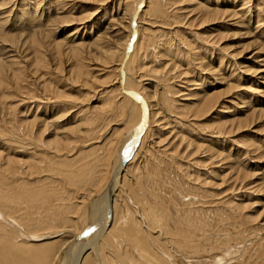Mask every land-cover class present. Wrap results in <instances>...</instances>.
I'll return each mask as SVG.
<instances>
[{"label": "bare ground", "instance_id": "bare-ground-1", "mask_svg": "<svg viewBox=\"0 0 264 264\" xmlns=\"http://www.w3.org/2000/svg\"><path fill=\"white\" fill-rule=\"evenodd\" d=\"M1 1L0 102L2 99L4 100L8 97L6 94L10 91H15L17 92V94H19L21 89L20 83L22 81H25V79L29 77L33 80V85H35V87L37 86L38 90L41 91V94H43L42 96L49 95L50 98L48 97L49 99H46L44 101L45 96L44 99L40 96L41 100L38 99L39 102L37 106H44V112H42L41 117L38 116L39 109L36 110L33 115H30V112H28L29 116L20 121V124L18 126L16 125V132L21 134V137L19 136L21 138L20 143H23L25 147H31L32 150H34V152L36 153L37 151H42V156L37 159L32 158V160L31 157H34L36 154L34 155V153H31L28 159L23 160L18 157L4 156L2 152H0V174L6 175L7 177V183H0V219L11 226V228H9L10 226L3 224L4 222H0V264H249L251 260L248 261L247 259H249L251 255H258L259 251L264 254L263 248L261 249L260 245L258 247L256 246L257 241L255 239L253 241L252 238H248L247 240L245 237L248 236L243 237V232L241 233L240 229L239 231H234L232 233H228L227 235L223 234V238L216 237L218 238V241L216 240L217 242L213 243L211 233L208 234L206 231H209L210 228H212V225L209 224L207 226L204 222L202 226L200 224L201 222L199 221L200 218H198L200 213L203 214L202 208H198L197 210V208L191 209L190 207L189 209L179 210V208L177 209V207L175 206L174 195L178 194L179 188H182V185L178 183V181L176 183L170 181L169 183L167 182L169 186L168 187L167 185H165V182H161L162 179L166 177L165 176L163 178L160 176L163 174H160L161 171H156V177H151L150 173L153 172L152 174L154 175V171L152 169L150 171L147 169L149 167L154 168L155 165H153V161L151 162L150 160H152L151 157L153 156V153H156V149L158 148L157 145L160 144V142H154L153 139L157 135V132H159L160 126L164 125V119L166 118H164L162 115L173 117L172 123H174V121H178L179 123L183 121L185 123L188 118L191 117V120H198L200 117H203L210 111L214 110L216 106L221 103L222 96L218 92L206 93L201 91L202 95H200L196 104L191 106L182 105L178 107L176 103L178 101L170 97L171 94H177V92L170 93V87H167L165 85H163V87L162 84L157 81V79L159 80L160 78L157 77V82H155L154 85L152 84L151 88L146 86L148 84H144L145 81H147V79L149 78L146 77L147 79H145V77L143 76V73L145 72V66L144 62L142 61L145 59L139 60L140 62H138L137 58L133 59V57H131L128 65H124L125 63L123 60L127 56L126 51L131 43V29L135 31L134 34L137 38H140V36L142 38V35H144V29L141 27V24L144 25V21L146 20L147 16L159 19L166 16V10L159 4L161 0H155L154 2H152V0H146V7L142 12H140L141 14L139 17V21L137 23L135 22L136 24L134 27L131 26L134 18V13L136 8L142 3V0H125L122 8L120 9L119 6L117 7V10L114 12V16L112 15L113 17L108 20V23L105 26L101 27V30L94 34L92 38L90 37V39H92V42L89 43L82 41L84 39V36H77L80 33V29L77 28L68 32L66 34V37L61 41L55 39L50 40L52 32L49 29V22L53 23V21L57 20L62 28L84 23L79 19L70 18L65 10H63L64 8L75 9L73 5L70 4H75L78 2L84 3L83 0H52L48 3V7L54 8L53 12L61 10L62 14L67 15L56 17L55 20H48V17H46V23L44 22L45 24L34 23L33 26L32 24L28 23L29 25H27V29L29 30V33L26 34L22 40L20 38L14 37L7 38L8 33H5L3 28L7 24V22L12 19L11 14L7 11H9V8L14 1ZM96 1L98 6H108L113 2V0ZM194 1L195 5L197 6V13L193 16L190 24L199 25L212 22L216 20L217 16L219 17L224 15H227L229 17L236 16L239 18H243V20L246 18L242 7L237 8L234 7V5L231 7L227 6V8H220L215 7L218 4L216 0L215 6H213L210 2L207 3L204 1ZM41 2L44 3L43 0ZM205 3H207V5H205ZM256 4H258V2ZM42 5L39 6L40 9ZM113 8L114 7H112L110 13H113ZM16 14H19V12ZM95 14L96 9L95 12L91 14L89 20H91L93 15ZM42 16L40 17L42 18ZM15 17L17 19L16 22H18L19 16L17 15ZM256 18L257 19L255 21L257 26L254 28L253 34H251L252 37H254L253 44H255L256 46L255 53L252 57H249L246 60L254 61L251 63L257 64V68L254 69L252 73H254L255 75H261V73H263L260 79L264 80V59H261V54L259 55V53H264V29L262 30L259 28L264 25V18H261L259 16V13H257ZM247 24L249 25L250 23H248L247 21ZM141 29L143 30L141 31ZM220 40L221 39H215V41H212V43L210 41L211 46L218 44ZM139 45L140 42H137L134 45V48ZM63 59H65L70 64L72 63V65L69 66L70 68L68 69V72L66 74L69 76V80L73 81V83H81L83 84L82 86L86 87L89 86V84L93 83V77H97L96 74H98L96 72V74L93 76L95 71L94 63H98L103 66H101L103 69L106 68L107 70L108 67L110 68L109 70H111V68H114L115 70V76H112L114 77V81L110 80L108 76L105 82H103L104 87H114L116 85L115 88L119 92V95L122 89L123 93H126L128 90H132L135 94H137L136 92H140L143 94L141 100H138V98L134 99V97H129L127 93V95H117L116 100L114 99L111 101L107 99L108 103L105 105L108 106V109L104 112V115L102 114L101 116H104V118H106V116L111 114L110 112L114 111V105L117 104L116 109H118L117 112H119V116L114 117L120 118L119 120H121L123 123V127L120 131L112 132V130L109 129V125L119 126L120 124L117 123L120 121L118 120V122L116 123L117 120H115V118H113L112 120L107 117L106 119H109L110 124L104 125V127H101L102 129H100V125L93 126L94 122H92V120H88L90 122L82 123L83 127L81 124H77L74 126V129H64L63 134H55L52 138L46 140L45 142L42 140L44 133L53 126V123L67 114L63 113L66 112L63 110L67 108V105L71 106L73 104H76L73 103L75 102V99L72 100L73 97H70V95L67 96L64 91L58 90L55 87H52L45 83L42 84V79L46 76L41 75L42 71H52L53 74L56 75H61L63 73ZM199 61L202 62L203 58ZM188 64L189 63H187L186 65ZM221 64V58H218V67L216 69L209 68V66H207L206 68H202V63L200 65L198 64L196 68L200 69L199 72L201 74L198 72V75L197 72H194V75V69H191V71H189L192 77H195L198 80H186V82H184L186 84L189 83L191 85L198 86L199 84L197 82H199V78H201L200 76L202 75V73L206 72L215 76L222 69ZM242 65V63L236 64L235 61L233 62L231 66L235 67L236 69L233 70V72L228 73V78L230 80L236 77L235 73L237 69L242 70ZM178 68L181 67L178 66L177 63H175L172 65L170 71L174 72V70H179ZM189 68L191 67L188 66L187 69ZM258 68H260V70H258ZM168 69L169 68H167V70ZM187 69L181 71L180 75L186 76V74L188 73ZM103 71H105V69ZM246 71L249 72L250 70ZM165 72L167 73V71ZM156 76H158V74ZM161 77L165 78L166 74H164V76L162 75ZM121 81L125 83V87L121 88ZM152 81L153 79L151 80V82ZM233 90V85L228 84L227 92L230 93ZM178 93H181V91L179 90ZM19 95L22 97L25 94L23 95V93H21ZM135 96L138 97L137 95ZM24 97L26 98L27 102L34 101L33 99H31L34 98L33 96L30 98V96L25 95ZM60 103L65 105L66 108L63 109V107L60 106ZM261 105H263L262 108L249 109L252 110L250 112V115L246 117L247 120L237 118L238 120L236 121L234 120L229 123H221L208 128L210 130L213 129L216 131L214 133L217 134L215 140H222L214 143L215 145H217L216 148L212 147L213 141L211 140L207 141L209 142V145H202L203 142H199L198 140L197 141L200 144H194L191 139H186L185 137H183L182 131H180L181 133L178 131L177 133L173 134V132L175 131L173 130V128V131H168V134H173L172 137H174L175 140L177 139L182 142V144L186 143L188 147L194 148V152L200 151V149H204L206 151H204L205 154L207 152L211 154V159H215L218 162L221 161L222 164L228 165L229 168L226 167V171L232 169L231 172H233L228 175V177L230 176V180L232 179L231 181L233 182V184L241 183L242 185L244 181L246 182V180L250 178V175L246 173L247 171L245 172L247 163H245L244 158L247 157V160L249 155L253 153L251 151L252 148L250 149L252 145L248 146L249 151H247V148L245 153L244 150L242 151L240 148H237L234 151L232 150L233 143L229 138L237 134L239 136V133L241 134V132L251 128L253 122L264 117V103H262ZM142 106L146 108L144 110L147 114L144 122L142 123V127H145V130H143L144 133L142 132L143 135H141L139 144L135 143L134 140H131V142L129 143L130 147L128 145L129 148H127V151L126 149L124 151V145L128 141H130L131 138L127 136V134L130 132V130L135 129V127L140 123ZM171 108H175V110H178L174 113ZM168 111H172L171 115H169L170 113H168ZM51 112L57 115L54 114L55 116L53 115L54 117L52 116V119L48 120L47 116H49V113ZM72 118L68 120V123L73 124V121H77V117H75V120H72ZM78 118L80 119V117ZM98 118L99 116L96 119ZM101 118L104 119L103 117H100V119ZM87 119H89V117ZM77 122L80 123V121ZM183 122L181 124H184ZM175 125L176 124L174 123V127ZM80 127L83 128V131H81L80 129V131L83 133L79 132L78 129ZM94 129L101 131V138H103V142L101 141L100 143L102 145L97 147L98 150L102 151V156L100 158L99 156L96 157L97 160H99V163H97L98 161L96 162L97 166H99V170L96 169V171L92 169L90 165L73 169V165H75V162L73 164V162H71L72 160L68 159L67 152L69 154V151H73L74 149L76 150V144L80 145L88 142L85 147L91 146L92 144H90V140L88 139V141L84 138L89 137L91 131H94ZM68 134L71 137L68 136ZM61 135L64 136L61 137ZM167 138H170V136ZM168 141L170 140L168 139ZM233 141H235V139ZM218 142H220V145L218 144ZM223 143H229L231 145L225 148V146H223ZM136 144L138 145L137 149H134L135 151L131 155V150L136 146ZM174 146L176 147V144ZM90 150L92 151V149ZM161 151L162 154H165V152L167 153V151L165 150ZM63 153L65 154L61 155ZM44 154H51L53 157L51 156L49 158H46L47 156H45ZM184 154H186V150ZM167 155L168 158L171 156H169L168 153ZM262 155L263 153L260 156ZM173 157L171 158L173 159ZM209 157L207 159H209ZM140 158H142L146 162V169L143 171V175H140V177L139 175L136 176L135 174L136 177L134 176V180L132 179L129 184L126 182V179H128L129 176L128 173L130 172L129 169L133 163H136L135 161H137L138 159L141 160ZM232 164L235 165V168H233ZM169 165H171V163ZM59 166L62 168H59ZM217 166L214 165V167ZM240 166L243 169L239 168ZM100 167L102 169H100ZM54 169L55 172H57V175L59 171L60 175L65 179L66 183L77 186L78 190L75 189L76 191H73L71 193H74L76 195H83L84 197L83 201L78 202V204L82 206H79L77 210L75 209L72 212V209L70 207H66L63 203L61 206L59 205L60 209H62L63 211L68 210L66 212L69 213L68 215L70 216H66V214L58 215V213L56 212L54 213L52 209L58 208L54 204L50 205L48 203V200L44 197V195L47 196V191H49L50 197L53 193L52 190L56 191L55 189L46 188V185L50 181H52L53 178L49 179L48 177H46L48 179H45V181H49L46 185L40 186V188H38L37 190L31 189L33 188V185L35 187L36 185L32 183L34 180L30 181V179L37 178L34 183H39L43 181L41 180L42 178H38L39 176H42V174H44L45 172L54 171ZM93 170L96 171V173L98 172L97 175ZM161 170L164 169L161 168ZM175 173L176 170L173 175ZM210 174L214 175L213 172H211ZM167 178L170 179L169 176ZM185 178L182 181L185 184H188L190 182V179L188 178L189 181H187L185 180ZM176 179L177 176L175 177V180ZM171 180L173 181L172 178ZM191 181L199 182V180L196 179ZM192 182L191 185L194 187L195 183L192 184ZM41 183L40 185H42ZM62 185L64 186V182H62ZM126 187L129 188L128 193L131 192V195L129 196L126 195L127 193L123 195L121 194V192L124 193ZM166 187L169 188V191L172 194V197L168 199L161 196L160 194L161 191ZM79 190L82 192L79 193ZM56 192L58 196L56 195L53 197L54 201L55 199L62 200L64 196V198H66L67 200V197L70 198L71 195H74L68 193L67 191L65 192V194H61L58 191ZM191 199L192 198H190L189 200ZM201 203L203 202L201 201ZM43 204H45L46 206L48 205L47 207H49V209L51 210L48 212L47 218L38 216L35 212L37 206L40 207ZM74 206L77 207V203ZM236 207H238V205H232V208ZM82 208H84V211H82L84 216V218L82 217V222L84 224L82 228L76 231H72L67 229V227L65 226H62V228L54 225L57 222L63 224L69 223L75 215L80 217V215L82 214L78 215V212L79 209L82 210ZM138 208L139 211L136 212L135 210H137ZM49 213H51L52 215L50 216ZM134 213L139 214L136 216ZM194 216H196L197 218ZM8 221H11L13 225L10 222L8 223ZM144 223L147 225L143 226ZM86 227H89V231H87V233L82 236L81 233L84 234L83 231ZM64 233L68 236V238L66 237L67 239L65 238L66 240H64L61 244L58 243L59 245L54 244L55 242H45L51 238H58V236H61V234ZM60 241L62 240L60 239ZM225 242H229V244L234 242L236 243L231 244L232 246H228L229 248H226L227 246H223L225 249H221V251H218L220 252L219 254L213 255L211 249H213L214 251L216 250L217 243L218 246L222 247V244ZM247 242L250 243L247 244ZM249 246H253V248H249ZM100 248L106 249V252H99ZM248 249L252 250L253 254L249 253L250 251ZM86 252H91V254H93V261L85 260L86 258H83L82 260V257L84 256V254H86ZM50 255L52 256V258H50Z\"/></svg>", "mask_w": 264, "mask_h": 264}, {"label": "rangeland", "instance_id": "rangeland-1", "mask_svg": "<svg viewBox=\"0 0 264 264\" xmlns=\"http://www.w3.org/2000/svg\"><path fill=\"white\" fill-rule=\"evenodd\" d=\"M13 1L14 2L13 4H11L9 11H7L11 14L12 19L9 20L7 24L5 25L6 27L4 26L3 28L5 33H8L7 38L14 37V38H20L22 40L24 36L29 33V30L27 29V25L29 24L33 25L34 23L43 24L45 22L46 17H48V20L49 19L55 20L56 17H62L68 14L70 18L79 19L81 22H84V23L80 25L76 24L71 27L62 28L60 24L57 22V20L53 21V23L49 22V27H50L49 29L52 32L50 40L55 39V40L61 41L66 37V34L68 32L77 28V29H80V33L77 36H80V37L84 36V39L82 41L89 43V42H92V39H90V37L92 38L94 34H96L99 30H101V27L105 26L108 23V20L114 16L115 14L114 12L117 10V7L119 6L120 9L122 8L125 0H113L112 2L113 4L111 3L108 6H98L96 0H88V1L83 0L84 3L78 2L75 4H70V5H73L75 9L64 8L63 10H65L67 14H62L61 10L53 12L54 8L48 7L49 6L48 3L51 2L52 0H43L44 3L41 2L42 0H39L40 2L38 0H29V1L28 0H13ZM145 1L146 0H142V3L136 8L131 26L134 27L135 24L139 21V17L141 14L140 12H142L143 9L146 7ZM154 1L155 0H152V2ZM196 1L198 2L204 1L207 3L210 2L213 6L216 5L215 0H196ZM216 1L218 2V4L215 7L227 8V6L231 7L234 5H235L234 7H237V8L242 7L246 15L245 16L246 18L243 20V18H239L236 16L229 17L227 15H224V16H219V17L217 16L216 20L212 22L203 23L199 25L190 24L193 16L197 13V6L195 5L194 0L193 1L191 0H161L159 4L160 6H162V8L166 10L167 12L166 16L164 18H160L161 20L159 18L147 16L146 20L144 21V25L141 24V27L144 29L143 31L144 35H142L143 36L142 38L141 36L140 38H137L134 34L135 31L131 29V35H132L131 43L129 47L127 48V51H126L127 56L123 61L125 63L124 65L127 66L131 57H133V59L137 58L138 62H140L139 60L145 59L142 61L144 62V66H145V68L143 66V68L145 69L143 76L145 77V79L149 77L151 80L153 79V81L151 82V80L148 78L149 80L147 79V81H145L144 84H148L146 86L151 88L152 84L154 85L155 82L158 81L160 84H162V86L165 85L167 87H170L171 88L170 93L177 92V94H171L170 97L178 101L176 102L178 107L182 105L191 106V105L196 104L200 95H202L201 91L206 92V93L218 92L220 93V95H222L221 103L218 104L214 110L210 111L208 114L204 115L203 117H200L198 120H194V119L191 120L192 118L191 117V118H188V120L190 119L191 121L187 120L185 123L182 121L185 125L181 124L182 122L179 123L178 121H174V123L176 124L174 127V123H172L173 117L168 116V115L167 116L162 115L164 118H166L164 119L165 126L164 125L160 126L159 132H157V135L153 139L154 142H160V144L157 145L158 150L156 149V153L155 152L153 153V156H152L153 158L151 157L152 160H150L151 162L153 161V165L154 164L155 165H154V168L149 167L147 169L149 171L151 169L154 171V175L152 174L153 172L151 173L149 172L151 177L152 176L156 177V174H157L155 173L156 171L157 172L161 171L160 174L163 173L162 174L163 176L162 175L160 176L163 178L165 176H166L165 178L169 176L170 179L167 178L168 179L167 180L164 178L161 181V182H165L166 183L165 185L167 186H168L167 182L169 183L170 181L175 182V183L178 181V183L182 185V188H179L178 194L175 193L177 195H174L175 206L177 207V209L179 208V210L189 209L190 207L191 209L197 208V210L198 208H202L203 214L200 213L198 218H200L199 221L201 222L200 224L202 226L204 222H205V225L207 226L209 224L212 225V228H210L209 231L208 230L206 231L208 234L211 233V236H212L211 238H212L213 243L218 241V238L216 237L223 238V234L227 235L228 233L239 231L240 229L241 233L243 232L242 233L243 237L248 236V237H245L247 240L248 238L249 239L252 238L253 241L255 239L257 241L256 246L258 247L260 245L261 249L263 248L264 250V157H262L264 156V117L260 120L253 122L251 125L252 127L249 129H246V131L241 132V134L239 133V136L237 134L233 137H230V138L228 137L232 141L233 144L235 143L234 145L232 144V150L234 151L237 148H240L242 151L244 150V153H245L248 146L252 145L250 149L252 148L251 151L253 153L249 155L247 160H246L247 157L244 158L245 163H247L245 172L247 171L246 173L250 175V178L247 179L248 181L247 180L246 182L244 181L242 185L241 183L233 184V182L231 181L232 179L230 180L229 178L230 176L228 177V175L233 172H231L232 169L231 170L229 169L228 171H226L227 168H229L228 165L222 164L221 161L218 162L215 159H211L212 158L211 154L209 152L205 154L206 151L204 149H200V151L194 152V148L188 147L186 143L182 144V142H180L177 139L175 140L174 137H172L174 133H177L178 131L179 132L182 131L183 137H185L186 139H191V141L194 144H200L198 143L199 141V142H203L202 145H206V144L209 145V142L207 141L211 140L213 141L212 147L216 148L217 145H215L214 143H217V141H222V140L221 139L215 140L217 134H214V133L216 131L213 129L210 130L208 128L215 126L217 124L229 123L234 120L236 121L238 120L237 118L245 120L246 117L250 115V112L252 109L262 108L263 105L261 104L264 103V80L260 79L263 73H261V75H255L254 73H252L254 69L257 68V64L251 63L254 61L246 60L247 58L252 57L253 54L255 53L256 46L255 44H253L254 37H252L251 34H253L254 32L253 30L257 26L256 21H255L257 19L256 18L257 13H259V16L261 18H264V0H216ZM234 1H235V4H234ZM257 2L259 5L256 4ZM0 3L2 4L1 0H0ZM207 3H205V5H207ZM41 5L42 7L40 9L39 6ZM112 7H114L113 13H110L112 10ZM95 9H96V14L93 15L91 20H89L91 14L95 12ZM18 12L20 15L16 14ZM17 15L19 16L18 22H16L17 19L15 17ZM40 16H42V18ZM247 21L248 23H250L249 25L247 24ZM263 26L259 28L263 30L264 29ZM143 29H141V31ZM215 39H221V40L218 44L211 46L212 41L214 42ZM137 42L138 43L140 42V45L134 48V45ZM168 49H169V52H168ZM263 54L264 53H259V55L261 56V59L262 58L264 59ZM144 55L146 56V58ZM202 58H203V61L202 62L199 61V60H202ZM218 58H221L222 60V64H221L222 69L219 71L217 75L214 76L206 72L202 73V75L200 76L201 78H199L200 79L199 82H197L199 84L198 86L185 83L186 80L187 81L198 80L195 77H192V75L189 72L191 71V69L192 70L194 69L193 74L194 72L195 73L197 72L198 74L200 70L196 68L198 64L200 65L202 63V68H206L207 66H209V68L216 69L218 67ZM234 61L236 62V64L238 63L243 64L241 66L242 70L237 69L235 73L236 77L230 80L228 78V73L233 72V70L236 69L235 67L231 66ZM171 63L173 64L177 63V65L180 66L181 68H178L179 70H174V72L173 71L171 72L170 70L173 65ZM187 63H189L190 65L189 64L186 65ZM49 64H50V61H49ZM62 64H63V73L61 75L53 74L52 71H49V72L42 71L41 75H46L42 79V84L45 83L47 85L55 87L58 90L64 91L67 96L70 95V97H73L72 100L75 99V102L73 103H76V104L71 105L72 107L67 105V108H66L65 105L60 103V106L63 107V109L66 108L65 110L61 108L63 111H66L63 113L65 114L67 113V114L64 115L62 118L58 119L55 123H53V126L50 127L44 133L42 137V140L44 142L52 138L55 134H63L64 129L66 130L70 128L74 129L75 128L74 126L77 124H81L83 127L82 123L90 122L88 120H92V122H94L93 126L100 125V129H102L101 127H104V125L110 124L109 119L113 120V118L118 117L119 112H117L118 110L116 109L117 104H115L114 105L115 112L112 111L110 112L111 114L106 116V118L108 117L109 119H106L104 118V116H101L102 114L104 115V112L108 109V106L105 105L108 103L107 99L111 101L114 99L116 100L117 95L121 96L124 94L125 95L128 94L129 97H134V99L138 98V100L139 99L141 100V97H143L142 93L136 92L137 94H135L133 93L134 91L132 90H128L126 92L127 94L125 92L123 93V89L121 90L123 94L120 91V95H119V92L115 88L116 85L114 87H104L103 82H105L108 76L110 80L114 81V77H112V76H115L114 68H111V70H109L110 68L107 67V70L106 68H104L105 71H103L104 69L102 68L103 66L101 64L94 63L95 71H94L93 76L96 74V72L98 74H96L97 77L96 76L93 77L94 78L93 83L89 84V86L86 87V86H82L83 84L81 83H73V81L69 80L68 78L69 76L66 73L68 72V69L70 68L69 66H71L72 63L70 64L65 59H63ZM188 66L191 68L187 69ZM167 68L169 69L167 70ZM260 68H258V70H260ZM186 69L188 70L189 74L187 73L186 76L185 75L181 76L180 72ZM164 70L167 71V73L168 72L169 73L167 74ZM246 70H250V71L247 72ZM39 74H40V71H39ZM157 74L158 76H156ZM164 74H166V77H165L166 79L164 77H161L162 75L164 76ZM157 77L160 79L158 80ZM236 79L238 82L236 81ZM163 81H166V82H163ZM228 84L233 85V88H234V90L231 91L230 93L227 92ZM20 85H21L20 86L21 89H20L19 94L23 93V95L25 94L26 96H30V98L33 96L34 98H31V99H33L34 101L27 102L26 98L24 97L25 95L21 97L15 91L8 92L6 94L8 97L4 100L2 99L3 101L1 100L0 102V152H2L4 156L18 157L23 160L28 159L30 157V154L34 153V155L35 154L36 155L34 157H31V159L32 158L37 159L42 156L43 152L37 151L36 153L34 152V150H32L31 147H28V146L25 147L23 143H20L21 134L16 132V125L18 126L20 124V121L24 120L27 116H29L28 112H30V115H33L36 112V110L39 109L38 116L41 117L42 112H44V106L42 105L37 106L39 102L38 99L41 100L40 96L44 99V96H45V99H44L45 101L46 99H49L50 97L49 95L42 96L43 94H41V91L38 90L37 86L35 87V85H33V80L30 77L26 78L25 81H22ZM122 87H125V83L121 81V88ZM160 88H161V85H160ZM179 90L181 91V93H178ZM111 94H113L114 96ZM135 95H137L138 97H136ZM250 108L252 109L249 110ZM141 109H142V112H141L140 123L135 127V129L130 130V132L127 134V136L131 138H130V141H128L124 145L125 146L124 151L125 149L127 151V148L130 147L129 143L131 142V140H134L135 143L139 144L141 135H143L144 133L143 130H145L144 129L145 127L144 126L142 127L143 125L142 123L144 122L147 114H146V111L144 110L146 109L144 106H142ZM172 110L175 113V111H177L178 109L175 110V108H173ZM168 113H170L169 115H171L172 111H168ZM54 114L53 112L49 113V116H47L48 120H51ZM98 116L99 118L96 119ZM75 117H77V121H80V123L77 121H76L77 123L73 121V124L68 123L69 119L72 118V120H75L76 119ZM78 117H80V119ZM88 117L89 119H87ZM100 117H103L104 119L102 118L100 119ZM119 119L120 118H115V120H117L116 123L118 122ZM119 121L120 122L117 123V124H120L119 126L109 125V129H111L112 132H118L122 129L123 123L121 120ZM92 122H91V125H92ZM82 127L78 129L79 132L83 131ZM172 128L175 131L173 132V134L169 135L168 131L170 130L173 131ZM62 136L64 135H61V137ZM68 136L70 135L68 134ZM169 136L172 140L170 138H167ZM101 137H102L101 131L94 129V131H91L89 137L84 138L87 140L89 139L90 144H92L93 146L91 145L89 147H85V145H87L88 142L85 144H80V145L76 144V150L74 149L73 151H69L70 152L69 154L67 152L68 159L72 160L71 162H73V164L75 162V165H73L74 166L73 169L77 167L79 168V167H84L86 165L87 166L90 165L92 169L99 170L98 168L99 166H97V163H99V160H97L96 157L99 156L100 158L102 156V151L97 149V147L102 145L100 144L101 141L103 142L102 140L103 138ZM168 139L170 141H168ZM234 139L235 141H233ZM173 142L176 144V147L178 149L180 147L181 149V150L179 149L180 152L174 146L175 144ZM137 144L136 146L134 145L135 147L131 150V153H130L131 155L137 149V146H138ZM218 144L220 145V142H218ZM229 145L231 144L223 143V146H225V148H227ZM244 146H245V149H244ZM184 147H187V148H184ZM183 148L186 150V154H184L185 150ZM90 149H92V151ZM161 150L167 151L169 156L170 155L171 156L168 158V155L166 152L165 154L163 153L164 154L163 156ZM247 151H249V148ZM173 152L175 156L173 155ZM262 153L263 155L260 156ZM64 154L65 153L61 155H64ZM208 154L210 157L208 156ZM45 156H47L46 158H49L52 155L46 154ZM171 157H173V159ZM208 157L209 159H207ZM167 158L169 159V161ZM140 159L141 160L139 159L137 160L138 163L137 161H135L136 163L132 164V166L130 167L131 170L129 169L130 171L128 173L129 176H128V179H126V182L129 184L132 179L134 180L135 174L136 176L139 175L140 177V175L142 176L143 171L146 169L145 167L146 162L142 158ZM94 162L95 163L97 162V163L95 164ZM170 163L171 165H169ZM214 165L215 166L218 165L219 167L218 166L214 167ZM232 166L233 168H235V165L232 164ZM59 168H62V167L59 166ZM161 168L164 170H161ZM239 168H242V167L240 166ZM100 169L102 168L100 167ZM175 170H176V173L173 175ZM96 171L94 172L97 175L98 172L96 173ZM210 171L213 172L214 175L210 174L211 173ZM56 173L57 172H55V169H54V171L45 172L44 174H42V176H39L38 178L40 179L42 178L41 180H43L41 181L42 183L41 182L34 183L37 180V178L30 179V181L34 180L32 183L36 185L35 187L32 184L33 186L32 185L31 186L33 188L31 189L37 190L38 188H40V186L46 185L49 182V181L46 182L45 179L47 180L48 178L49 179L53 178L52 179L53 182L50 181L46 185V188L55 189L61 194L63 193L65 194L66 191L70 194H74L71 192L78 190L77 186L71 185L70 183H66L65 179L60 175L59 171H58V175ZM175 175L177 176L178 180L177 179L175 180V177H176ZM171 178L173 179V181L171 180ZM184 178L187 181H189L190 179V182L188 184H185L182 181ZM194 179L199 180V182L197 181L192 182L191 180H194ZM62 182H64V186L62 185ZM191 182L192 184L195 183L194 187L191 185ZM0 183H7L6 175L0 174ZM40 183L42 185H40ZM56 191L52 190L53 192L51 195L52 198L50 197L49 191L46 192L48 193L47 196L44 195V197L48 200V203L50 205L54 204L58 208V209L56 208L52 209L54 213L56 212L58 213V215L66 214V216H70L68 215L69 213L66 212L68 210L63 211L62 209H60V206L62 205V203L66 207H70L72 209L71 212L74 211L75 209L77 210L79 206H82L78 204V202L83 201L84 199L83 195L74 194L73 196L71 195L70 198L67 197V200L66 198H64L65 197L64 196L62 200L55 199L54 201L53 197L56 195L58 196ZM78 192L81 193L82 191L79 190ZM128 192H129V188L126 187L124 193L121 192V194L123 195L127 193L126 195L128 196L131 195L130 194L131 192L130 193ZM169 192H170L169 188L166 187L161 191L160 194L161 196L168 199L172 197L171 192L170 193ZM190 198L192 199L189 200ZM201 201L203 203H201ZM76 203H77V207L74 206L76 205ZM202 204H206V205H202ZM233 204L238 205V207L232 208ZM47 206L45 204L41 205L40 207L37 206L35 210L36 215L42 216L43 218H47L48 212L51 211L49 207ZM83 209L84 208H82V210L79 209V212H78V215L80 214L82 215H80V217L77 215L73 216V218L71 219V222L66 223V224L57 222L54 225H56L57 227L65 226L67 227V229L72 230V231H76L82 228L84 225L82 222L84 218L83 212H82L84 211ZM135 211L138 212L139 208ZM49 214L50 216L52 215L51 213ZM134 214L137 216L139 213L137 214L134 213ZM0 222L1 223L4 222L3 224L8 225L2 219H0ZM9 222L13 225L11 221H8V223ZM146 225L147 224L145 223L143 224V226H146ZM9 228H11V226ZM88 228L89 227L85 228V230L83 231L84 234L81 233L82 236L85 235L87 231H89ZM61 236H58V238L55 237L53 239L52 238L48 239L45 242H55L54 244L59 245L68 238V236L65 233L61 234ZM213 236L215 237V240ZM60 239L62 241H60ZM42 243H38V244H42ZM234 243L229 244V242L227 243L225 242L223 243L224 245L222 244V247L227 246L226 248H229L228 246ZM248 243L250 242H247V244ZM216 246H217L216 250H214L215 252L213 251V249H211V251L213 252V255L219 254L220 252L218 251H221V249L222 250L225 249L224 247L222 248L221 246H218V243L216 244ZM250 247L251 246H249V248ZM251 248H253V246ZM248 250L250 251V252L248 251L249 253L253 254L252 250L250 249ZM100 251L106 252V249L100 248L99 252ZM263 257H264V254L261 253V251H259L258 255L253 254L251 255L250 258L248 257L249 259L247 260L248 261L251 260L249 264H264ZM50 258H52L51 255H50ZM83 258H86L85 260H92V261L94 260L93 254H91V252H86V254H84V256L82 257V260Z\"/></svg>", "mask_w": 264, "mask_h": 264}]
</instances>
